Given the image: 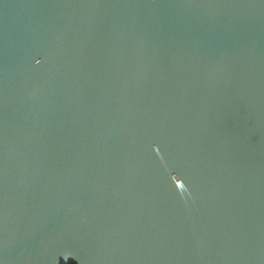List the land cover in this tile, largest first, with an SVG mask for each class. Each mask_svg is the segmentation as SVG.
<instances>
[{
	"label": "water",
	"instance_id": "1",
	"mask_svg": "<svg viewBox=\"0 0 264 264\" xmlns=\"http://www.w3.org/2000/svg\"><path fill=\"white\" fill-rule=\"evenodd\" d=\"M0 264H264V0H0Z\"/></svg>",
	"mask_w": 264,
	"mask_h": 264
}]
</instances>
